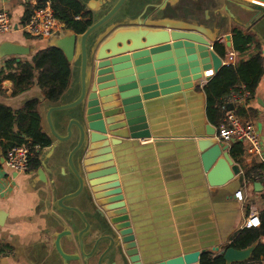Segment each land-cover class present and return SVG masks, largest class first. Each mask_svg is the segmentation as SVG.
<instances>
[{
	"label": "water",
	"instance_id": "95a60500",
	"mask_svg": "<svg viewBox=\"0 0 264 264\" xmlns=\"http://www.w3.org/2000/svg\"><path fill=\"white\" fill-rule=\"evenodd\" d=\"M146 1V0H135ZM134 1V2H135ZM152 7V17L140 12L137 17L126 15L117 17L116 14L125 2L118 0H102L100 8H94L88 1L85 8L92 13L91 26L83 33L77 34L67 31L65 36L48 47L61 49L70 63H80V93H75L74 100L69 103H60L45 110V124L53 139L47 156L39 159L37 175L41 181L47 182L59 167L57 160L64 144L70 142L72 124L67 126V134L62 135L55 129L53 114L66 110L77 109L85 96V107L88 113L93 106L95 111H101L103 123L91 124L90 130L100 134L94 138L90 135L89 147L85 159H90L86 165L92 166L87 173L88 184L98 205L114 218L113 224L120 235L121 246L127 252L130 263L134 264H199L201 255L207 250H197L188 253L162 257L160 252L155 253L152 247V256H145L149 246L138 232L140 224L133 226L132 221L141 217V214L132 211L126 201L125 179L118 175H111L112 160L116 152L128 156L130 142H138L153 138L149 126V117L155 100L164 99L183 91L192 90L197 82L204 79V72L210 69L214 74L222 67V59L215 51L214 46L219 43L218 28L209 29L201 20L202 0H185L186 19L160 21L156 9L164 0H147ZM242 7H252L264 0H232ZM199 4L191 11L192 3ZM264 11V6H260ZM134 9V8H133ZM143 13V14H142ZM200 18V19H199ZM227 47H232V36L224 37ZM92 50L88 54V48ZM31 54L30 47L4 42L0 45V57H25ZM94 58L96 71L87 84L88 60ZM79 66V64H78ZM210 81L211 78H206ZM112 105L117 106V117H112ZM105 124V125H104ZM200 153V161L206 181L210 187H223L234 181L242 171L234 162L229 152V145L220 141L216 136V129L206 126L204 134L193 137ZM232 143L235 141L232 140ZM56 150L58 151L56 154ZM77 150L68 153L69 167L74 172V155ZM41 152H38L40 155ZM127 154V155H126ZM130 155V154H129ZM121 156V157H122ZM124 158V157H122ZM4 156L0 158V165L4 164ZM128 159L122 161L127 164ZM127 168V167H126ZM17 174L13 173V178ZM260 185V184H257ZM80 190L68 193L54 202L55 212L75 211L84 219L82 213L70 207L68 203L77 198ZM56 216L62 229L52 236L53 246L63 264H89L93 253H88L84 245V236L88 229L77 230L75 224L66 216ZM70 248L65 247V243ZM257 244L244 250L234 248L215 247L213 252L223 256L226 264L244 263L251 259ZM159 255L158 259H154ZM101 264V262L99 263Z\"/></svg>",
	"mask_w": 264,
	"mask_h": 264
},
{
	"label": "crops",
	"instance_id": "0c3cea01",
	"mask_svg": "<svg viewBox=\"0 0 264 264\" xmlns=\"http://www.w3.org/2000/svg\"><path fill=\"white\" fill-rule=\"evenodd\" d=\"M79 1L85 6L89 0ZM92 1L90 2L92 7L100 8L99 0ZM116 1L118 0H113V3ZM202 1L199 23L209 29H219L217 38L220 39L219 43L226 46L227 55L234 52L233 40L232 47L228 48L224 37L232 36V31L238 30L243 35L256 36L262 45L264 56V11L259 5L245 8L232 0ZM26 3L35 7L38 1L0 0V11H7L14 23L12 32L0 34V45L8 41L30 47L31 52L32 48L39 51L48 47L50 42L49 44L44 41L35 42L23 32L21 19ZM226 57H221L222 66L225 65ZM9 58L11 57H0V66L3 67L4 61ZM239 58L236 53L235 62L231 64L237 63ZM71 69L70 84L73 83L75 86L78 82L79 85V75L77 82L73 75L75 70L79 73L78 64L71 63ZM207 82L203 79L197 82L192 90L155 100L153 112L149 117L153 138L133 143L134 160L137 163V193L133 198L135 204L132 208L138 214L142 212L143 198L147 191L152 215L149 223L154 229L161 227L169 231L168 240L176 245L178 254L204 249L212 251L215 247L230 243L235 234L244 228L245 219L250 213V211L245 213L243 202L238 201L235 196L237 191H242L239 185L242 173L226 186L213 188L208 185L202 169L200 153L193 137L204 134L207 125L216 129L217 136V128L206 116V96L203 87ZM5 84L6 87L3 89L9 92H6L7 97L0 95V102L12 108L17 109L34 97H39L43 101L37 88L36 93L31 96L11 98L9 95L12 83L7 81ZM238 96H233L227 112L236 114L239 108H244L257 113V117L248 120L255 124L264 150V75L253 99L248 102L247 99L239 100ZM72 100L74 96L68 99V102L62 100V103H69ZM50 106L52 105L43 101L40 107L45 131L49 130L44 122L45 110ZM231 146L232 142L229 144V152ZM243 147L246 149V145ZM49 150L50 147L41 149L38 159L47 156ZM69 150L70 146L59 153L57 164L60 168H57L52 177L46 178V183L40 180L37 170H33L17 174V177L12 179L11 190L0 189V250L4 251L0 253V264H63L54 250L52 236L62 229L56 219L60 212H55L54 202L71 193L74 188L62 175L63 157L67 156ZM127 153L128 156H124L125 154L122 156L120 153L121 161L129 160L130 150ZM243 160L246 164H263L264 154L253 159L244 151ZM126 165L125 163L123 172L126 171ZM123 177L125 179L124 175ZM245 189L246 193L242 191L243 200L246 201L247 197L253 195L257 200L264 202V181L255 178L253 182L251 180L248 185L245 184ZM239 208L242 218L236 230L228 223V219L233 216L232 214H236ZM62 215L65 216L67 213L64 212ZM64 243L67 249L70 248L68 243L65 241Z\"/></svg>",
	"mask_w": 264,
	"mask_h": 264
},
{
	"label": "trees",
	"instance_id": "16d2710c",
	"mask_svg": "<svg viewBox=\"0 0 264 264\" xmlns=\"http://www.w3.org/2000/svg\"><path fill=\"white\" fill-rule=\"evenodd\" d=\"M44 4L50 1L55 16L64 23L68 31L83 34L90 26L91 20L81 19L86 16L87 10L79 0H37ZM35 7L25 4L21 27L27 24ZM31 40L32 38L29 37ZM234 52L239 55L235 64L223 65L203 91L206 96V116L208 121L217 129L227 116V110L234 95L242 96L250 93L248 102L254 98L258 85L264 75V56L262 45L256 36L243 35L238 30L232 31ZM215 51L225 58L227 48L223 43H217ZM11 57L4 61L0 68V95L7 97L3 90L4 82H11L12 88L9 97L18 98L32 89L37 88L43 101L56 106L68 91L72 78L71 63L64 52L57 47H46L37 51L33 56ZM25 58V59H23ZM41 98L34 97L15 109L0 102V158L6 156L8 150L16 145L26 143L29 139L41 142V148L50 147L53 143L51 136L44 130L43 118L40 113ZM236 115L243 119H254L257 113L254 110L239 108ZM42 142H44L42 146ZM230 155L242 168L241 181L254 177L263 182L259 172L264 169L261 163L246 164L243 160V144L232 143ZM39 167L38 154L30 161L29 171ZM250 211L248 208L247 213ZM261 225L258 228H243L239 230L225 248L244 250L257 244L250 260L239 264H264V207L259 210ZM4 252L3 249L0 253ZM199 264H226L223 256L213 251H206L200 257Z\"/></svg>",
	"mask_w": 264,
	"mask_h": 264
},
{
	"label": "flooded vegetation",
	"instance_id": "af4514ba",
	"mask_svg": "<svg viewBox=\"0 0 264 264\" xmlns=\"http://www.w3.org/2000/svg\"><path fill=\"white\" fill-rule=\"evenodd\" d=\"M99 4H102V0H99ZM192 3V2H191ZM149 5V1H135L133 10L128 14L132 17H137L140 12H145V15L149 18L143 21H148L154 13H152L151 9L152 7H147ZM198 3L195 4L192 3L190 9L191 11L195 8H198ZM156 12L158 16L160 17V21L170 20L174 19L175 21H182L186 19V3L185 0H164L163 3L159 4L157 6ZM142 13V14H143ZM86 16H79L78 19H89L92 16V13L88 12L85 13ZM92 50L91 46L88 48V54H90V51ZM95 60L94 58H89L88 60V71L86 78V89L88 82L92 81L93 78V72L96 71L95 67ZM79 68H80V63ZM77 94L80 93V69H79V86L76 89ZM85 96L81 100V105L75 109L76 113L72 120H74V123L72 124V134H71V140H72V146H70V151L73 149L77 150L74 157V179L75 182L73 183V190L71 193L78 192L80 190V194L77 198H74L71 200L68 205L70 207H73V209H77L80 213H84V209H88L90 211V220L91 223L95 226L94 229L96 230V233L98 234L97 238H86L89 234L88 232L85 233L84 236V245L86 248V251L88 253L92 252L93 258L90 260L89 264H134L130 263V258L127 255V252L124 250V248L121 246V239L118 231L116 230V225L113 224L112 217H109L108 213H106L101 206L98 205V201L94 199V194L91 192V188L88 184L87 176L91 175L92 172L87 173L86 170H90L92 166L96 165H86V162H90V159H85V155L90 153L88 151V147L90 145V135H92L94 138L97 136H100L98 133H94L90 130L91 124L100 125V123H103L102 118H100L101 111H95L97 107L93 106L90 110L91 113H88V109L85 107ZM117 111L118 108L115 105H112V117H117ZM70 120V121H72ZM69 121V123H70ZM105 125V124H104ZM67 130L64 132V135H66ZM54 142V141H53ZM133 143L134 141L130 142V156L129 160L127 162V168L124 171L123 167L124 164H122V161L120 160V153L116 152L114 154V160H112V166L111 175H118V176H125V196L126 201L132 208V205L135 203L134 197L137 193V179H136V173H137V163L134 160L135 158V150L133 149ZM44 142H42L43 146ZM124 173V174H123ZM93 175V174H92ZM146 191V187H145ZM147 191L144 195V207L142 208L141 217L139 219H136V222L132 221L133 226L135 224H140V227H138V232L142 238V241H145L146 244H148V249L145 253V256H152L151 250H152V242H151V235L149 234L151 228L149 221L152 218L151 215V208L149 206V200L147 196ZM146 198V199H145ZM134 208H132V211L134 212ZM66 212L67 215H65L68 219H70L74 224L75 228L77 230H83L88 229L89 231V224L86 221V219H82L79 214L75 211L67 212V211H60V217H63L62 213ZM136 213V212H135ZM83 214V216H84ZM86 215V214H85ZM87 217V216H86ZM88 218V217H87ZM92 225V226H93ZM99 247V250H98ZM149 258V257H148Z\"/></svg>",
	"mask_w": 264,
	"mask_h": 264
},
{
	"label": "built area",
	"instance_id": "2783aa9c",
	"mask_svg": "<svg viewBox=\"0 0 264 264\" xmlns=\"http://www.w3.org/2000/svg\"><path fill=\"white\" fill-rule=\"evenodd\" d=\"M14 29V23L7 11H0V34H7ZM23 32L32 39L50 40L68 30L65 28L54 13L50 1L44 4L36 3L35 9L27 22L22 27ZM236 53L231 52L227 55L224 64L235 62ZM214 71L209 70L204 74L206 78H212ZM207 82V81H206ZM236 96V95H235ZM250 97L249 92H245L242 96H238L239 100L245 101ZM217 138L229 145L232 140L238 141L246 145L245 153L253 159L261 156L263 151V142L257 132L255 124L251 120H245L238 117L234 112H228L223 123L217 129ZM41 142L29 139L26 143L11 147L6 156H4V164L9 171L16 174H24L29 172L31 159L41 150ZM264 165V162H263ZM259 176L264 178V169L259 172ZM256 177H254L255 179ZM251 179H245V184L248 185ZM237 199H244L241 190L235 193ZM261 225L259 212L257 209H251L249 215L245 219L244 228H258Z\"/></svg>",
	"mask_w": 264,
	"mask_h": 264
},
{
	"label": "rangeland",
	"instance_id": "374dc122",
	"mask_svg": "<svg viewBox=\"0 0 264 264\" xmlns=\"http://www.w3.org/2000/svg\"><path fill=\"white\" fill-rule=\"evenodd\" d=\"M134 1L135 0H125L123 5L121 6L119 11L117 12L116 16L117 17H123V16L128 15L133 10V6H134V3H135ZM246 1H248V0H246ZM261 10H262V8H261ZM64 36H65V33H62V34H60V35H58V36H56V37H54V38H52L50 40H47V41L43 40V39H32V40L35 41V42L44 41V42H47L49 44V42L53 43L54 41L62 39ZM37 51H38V49L32 48V52H31V54L29 56H33ZM23 59H25V58H23ZM80 74H81V69H80ZM73 75H74V78H75V82H77V76L79 75L77 70H75V72L73 71ZM5 83L6 82L3 83L2 88L6 87ZM77 83H76V85H77ZM76 85L74 86L73 83L70 84V86L68 88V91L65 93V95L63 97V100H65V102L66 101L68 102V99L72 98V96L75 95L76 89L79 86V85H77V86ZM35 90H37V89L36 88L32 89L30 92H28L25 95L21 96V98L28 97V96H31V95L35 94L36 93ZM6 91H8V90H6ZM75 113H76V110L75 109H71V110H66V111H63V112H56V113L53 114L55 129H56V131L58 133L63 134L67 130L68 123H69L70 120H72V118L74 117ZM46 131H47V133H49V130H46ZM69 146H72V140H70V142L64 144L63 149H66V148L69 149ZM57 152L58 151L56 150V154H57ZM263 154H264V150L262 151V155ZM63 159H64V162H63V166H64L63 173L64 174H62V175H63L64 179L68 183H70L72 185L75 182V179H74L73 171L69 167L68 154H67V156L63 157ZM74 160H75V157L73 158V161ZM12 179H13V173L11 171H9L7 168H5V166L1 167L0 168V189L4 190V188H5V189H8V190H11L12 189V187H11L12 186ZM239 185H240V189H242V191H244V193H246V189L244 190L245 179L242 180L239 183ZM237 200L240 201L239 199H237ZM263 200H264V198H263ZM240 202H243V204H244L245 213L247 212L249 207L257 209L258 212H259L260 208L264 207V202L262 200H260V199L257 200V197L255 198V197H253V195H250L249 198L247 197L246 201L242 200ZM237 207H239V206H237ZM84 212L86 214L85 215L83 213L84 214V218L86 219V221L88 222V224L90 226L89 231H88L89 235L86 238H90V239L97 238V236H98V234L96 233L97 229H94L95 226L91 223L90 211L88 209H84ZM232 215L233 216L230 217V219H228V221H229L228 223L231 224L237 230V228L240 225L241 218H242V216L240 214V208L237 210L236 214H232ZM150 228H151V230H150L149 234L152 237L151 240H153L151 242H152V245H153L155 253L160 252V255L162 257L163 256L164 257H169V256H173V255L178 254L176 245H173L168 240L169 231L163 230L161 227H159L157 229L156 228L154 229L152 224L150 225ZM98 250H99V247H98ZM159 257L160 256L157 255V256L154 257V259L156 260Z\"/></svg>",
	"mask_w": 264,
	"mask_h": 264
},
{
	"label": "bare ground",
	"instance_id": "6f19581e",
	"mask_svg": "<svg viewBox=\"0 0 264 264\" xmlns=\"http://www.w3.org/2000/svg\"><path fill=\"white\" fill-rule=\"evenodd\" d=\"M254 3H257L256 5H259V6H264V3H260V2H254Z\"/></svg>",
	"mask_w": 264,
	"mask_h": 264
}]
</instances>
